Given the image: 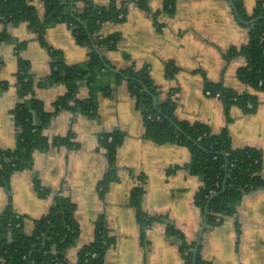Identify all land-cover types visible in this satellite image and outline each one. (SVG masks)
Returning a JSON list of instances; mask_svg holds the SVG:
<instances>
[{
    "label": "crops",
    "instance_id": "0c3cea01",
    "mask_svg": "<svg viewBox=\"0 0 264 264\" xmlns=\"http://www.w3.org/2000/svg\"><path fill=\"white\" fill-rule=\"evenodd\" d=\"M31 1L43 16V1ZM94 1L107 5L111 0ZM258 1L243 3L252 13ZM149 4V11L133 6L124 21L102 25L101 35H121L117 47L105 52L107 58L118 71L132 62L138 67L149 66L160 97L174 92L179 120L202 122L216 133L226 126L235 148L251 146L262 153L264 171V90H253L237 76L238 67L246 63L243 55L231 60L225 56L229 48L248 40V28L239 23L233 6L228 0H177L174 12L169 13L163 9V0H149ZM5 29L12 39L0 40V146L13 148L17 137L13 110L21 99L15 84L18 56L29 60L35 77L32 94L43 102L46 111H55L54 102L65 93L66 86L37 83L50 74L51 57L27 22L0 23V32ZM44 33L46 43L62 50L67 63H84L89 58V46L76 41L66 22H58ZM20 42L25 44L17 49ZM169 61L177 67L172 77L166 75ZM207 81L249 90L257 94L259 106L250 113L232 106L227 121L222 101L206 93ZM111 82L112 94L97 97L98 115L67 108L55 113L44 134L52 141L72 131L78 146L51 144L45 150H35L31 165L11 175L9 191L0 183V214L10 203L24 216V229L31 233L34 219L49 211L59 193L76 203L80 235L67 250L72 264L77 262L79 249L93 240L100 217L105 218L114 237L105 254L107 264H183L179 243L167 233V224L173 223L188 242L197 240L204 212L196 205L195 194L203 180L186 166L191 159L189 148L178 143L160 144L144 136L143 116L127 84ZM88 95L89 87L82 83L77 98ZM115 129L124 132L116 156L117 179L101 197L98 185L109 164L100 136ZM35 180L51 192L40 195ZM138 184L145 189L143 210L149 216L162 217L148 227L138 220L131 203V191ZM238 204L235 215L214 227L207 226L201 255L213 264H264V189L244 194Z\"/></svg>",
    "mask_w": 264,
    "mask_h": 264
},
{
    "label": "trees",
    "instance_id": "16d2710c",
    "mask_svg": "<svg viewBox=\"0 0 264 264\" xmlns=\"http://www.w3.org/2000/svg\"><path fill=\"white\" fill-rule=\"evenodd\" d=\"M44 14L40 16L31 0H0V23L27 22L37 34L42 45L48 48L51 57V72L40 78L38 84L63 83L66 91L55 102V111L45 110L43 102L33 96L35 77L29 60L18 56L16 83L20 101L13 110L17 126L16 145L13 148L0 146V183L10 190V177L31 165L33 153L45 150L51 144L75 148L78 142L72 131L65 136H57L52 141L44 134L52 117L61 108L82 112L89 116L98 115L97 97L100 93L111 95L116 84L125 82L130 94L135 98L136 107L143 116L144 136L160 144L178 143L189 148L191 159L186 165L192 174L203 180V185L195 194V203L203 212L214 193H218L209 203L208 227L221 223L225 217L237 213V207L244 193L264 189L263 156L251 146L235 148L229 129L225 126L218 133L207 124L179 120L175 115L176 101L170 92L162 99L161 91L155 84L147 65L138 67L134 62L119 71L106 56L107 50L117 47L119 33L101 35L105 22H122L126 19L130 6L150 10L149 0H111L101 5L94 0H42ZM177 0H163V9L169 13L175 10ZM236 18L248 28V40L240 47H231L225 53L231 60L243 55L246 63L237 69V76L253 90H264V3L261 0L252 13H249L243 0H231ZM58 22H66L79 44L88 45L89 58L84 63L69 64L64 60L60 49L49 46L44 39L47 28ZM12 37L5 29L0 32V40L10 41ZM25 42L17 43V49ZM0 57V67L2 65ZM177 70L169 61L166 75L172 77ZM86 83L89 95L77 98L79 87ZM205 91L219 94L224 104L227 121L232 106H240L245 112H254L259 106L257 94L238 91L223 82L205 83ZM154 97L157 105L154 104ZM179 127V128H178ZM124 139V132L115 129L103 132L100 146L106 150L109 167L99 181L101 197L106 195L111 182L117 179V152ZM175 169V167H171ZM226 183L224 191L223 187ZM40 195H47L51 189L35 180ZM145 189L141 184L131 191V203L137 210L138 220L148 227L160 216H149L143 210L142 198ZM76 203L69 197L55 195V202L43 216L34 219L31 233L24 229V216L13 210L10 203L0 214V264H72L67 258V250L74 245L80 235V225L75 218ZM219 217V218H218ZM237 229L240 232V229ZM167 233L176 238L183 254L184 263L192 264L193 248L196 240L188 242L185 235L173 223L167 224ZM114 237L110 235L104 217L97 221L92 241L78 251L76 264H107L105 254ZM196 264H213L198 252Z\"/></svg>",
    "mask_w": 264,
    "mask_h": 264
},
{
    "label": "water",
    "instance_id": "95a60500",
    "mask_svg": "<svg viewBox=\"0 0 264 264\" xmlns=\"http://www.w3.org/2000/svg\"><path fill=\"white\" fill-rule=\"evenodd\" d=\"M229 3L233 6L231 0H228ZM116 72L118 71L117 69H114ZM154 104L157 105V99L154 97ZM179 128V127H178ZM226 188V183L223 187V190L224 191ZM218 193H214V195H212L208 201V203L206 204V209H205V212H204V216H203V221L199 227V232H198V236H197V240H196V244L193 248V262L192 264H196L197 263V260H198V252H199V249H200V246H201V243H202V240H203V237H204V234L206 232V228H207V225H208V218H209V203L211 202V200L217 195Z\"/></svg>",
    "mask_w": 264,
    "mask_h": 264
},
{
    "label": "built area",
    "instance_id": "2783aa9c",
    "mask_svg": "<svg viewBox=\"0 0 264 264\" xmlns=\"http://www.w3.org/2000/svg\"><path fill=\"white\" fill-rule=\"evenodd\" d=\"M133 7V5H131L130 6V9ZM206 93L208 94V95H210L211 96V92L210 91H206ZM214 96H216V97H218L219 98V94L217 93L216 95H214ZM244 194H248V193H244ZM219 218V217H218Z\"/></svg>",
    "mask_w": 264,
    "mask_h": 264
}]
</instances>
